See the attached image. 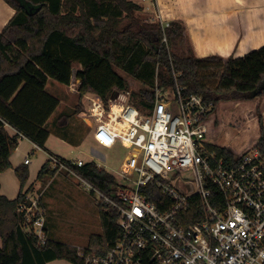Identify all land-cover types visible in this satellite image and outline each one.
<instances>
[{"label":"trees","instance_id":"trees-1","mask_svg":"<svg viewBox=\"0 0 264 264\" xmlns=\"http://www.w3.org/2000/svg\"><path fill=\"white\" fill-rule=\"evenodd\" d=\"M4 1L16 13L0 33V173L12 168L10 159L21 136L44 149L50 136L46 124L60 105L46 92L48 81L51 78L69 86L74 63L82 65L75 74L80 81L81 100L85 94H96L106 106L110 99L129 89L118 69L148 86L141 91L142 99L136 106L140 110L153 107L156 84L175 88L179 83L185 97L201 95L205 101H214L216 107L221 102L264 98V46L227 60L219 56L197 58L190 48L185 55L180 53L186 42L181 22H171L166 29L168 46L162 44V26L148 21L144 6L133 0ZM81 100L74 115L83 109ZM72 117H59L58 127L66 128ZM6 124L17 133L9 135ZM259 139L264 140V135ZM208 147L220 156L237 155L212 144ZM60 159L67 167L62 172L83 178L107 194L114 193L117 178L95 162L79 167L68 159ZM59 171L50 168L47 161L37 181L44 187ZM15 174L21 187L18 196L10 200L0 192V264H48L54 260L84 264L77 247L51 238L46 225L45 245L35 233L25 229L19 208L22 204L31 205L28 197L33 187L24 190L30 177L28 165L18 166ZM142 192L159 207L168 200L156 187ZM210 200L218 208L224 202L215 188ZM97 204L101 233L92 235L88 246L103 253L120 235L119 215ZM39 205L46 213L41 199ZM186 215L187 224L203 218L199 198L192 199Z\"/></svg>","mask_w":264,"mask_h":264},{"label":"built area","instance_id":"built-area-1","mask_svg":"<svg viewBox=\"0 0 264 264\" xmlns=\"http://www.w3.org/2000/svg\"><path fill=\"white\" fill-rule=\"evenodd\" d=\"M146 1L155 5V0L141 4ZM156 14L164 32L162 44L168 46L171 23ZM79 84L70 83V92L79 93ZM154 91L153 107L145 111L128 101L130 92L110 99L109 106L99 95L83 96L81 118L95 146H121L127 152L113 174L118 181L113 194L74 175L99 203L119 215L120 235L110 248L101 253L77 247L80 258L84 264H264V140L233 157L220 156L208 147L214 101L197 94L185 97L179 83L175 88L156 84ZM48 161L52 169H67L54 155ZM70 161L79 167L87 163ZM148 187L159 188L168 200L161 207L150 202L142 192ZM214 188L224 198L219 208L210 200ZM195 197L203 218L187 224ZM28 198L31 205L19 208L23 225L45 245L40 196Z\"/></svg>","mask_w":264,"mask_h":264},{"label":"rangeland","instance_id":"rangeland-1","mask_svg":"<svg viewBox=\"0 0 264 264\" xmlns=\"http://www.w3.org/2000/svg\"><path fill=\"white\" fill-rule=\"evenodd\" d=\"M143 14L147 16L148 21L156 22L157 14H154L152 9L145 10ZM188 48H190L189 44L186 43L182 46L180 53L185 55ZM81 69L82 65L74 63L72 84L79 83L75 74ZM117 72L129 83L128 101L137 106L142 99L141 91L148 86L129 77L122 70L118 69ZM46 92L58 99L60 105L46 124V129L51 136L45 149L62 159L93 161L106 171L115 174L127 151L121 146L114 149L95 146L90 137L91 130L81 118L85 105L79 93L70 92L69 86L51 78ZM80 100L83 109L79 114L74 115ZM142 110L145 111V109ZM65 114H72L73 117L67 127L62 129L58 127L57 119ZM57 134L64 141L57 139ZM262 135H264L263 97L248 101L221 102L211 115L208 140L210 144L217 147L241 154L253 146ZM32 190L30 197L36 199L40 196V199L45 202V215L49 222L51 238L71 246L84 247L89 245L92 235L101 233L97 198L82 187L76 176L60 170L44 187L41 182H38Z\"/></svg>","mask_w":264,"mask_h":264},{"label":"crops","instance_id":"crops-1","mask_svg":"<svg viewBox=\"0 0 264 264\" xmlns=\"http://www.w3.org/2000/svg\"><path fill=\"white\" fill-rule=\"evenodd\" d=\"M133 1L139 4L142 2ZM141 5L152 9L154 14L158 12L165 21L181 22L186 36L183 45L188 43L197 58L219 56L227 60L230 57H243L264 46V0H155L154 6L148 1ZM15 13L4 0H0V33ZM5 129L11 136L17 133L9 125H6ZM90 132L93 139L92 131ZM56 138L64 141L58 134ZM50 154L52 153L45 147L41 149L29 139L20 138L18 147L10 159L12 168L0 173L1 194L10 200L18 196L21 187L15 169L25 164L27 159L30 160V177L24 190L35 186L39 182L37 175ZM32 193L33 190L30 194ZM48 223L46 217L45 225L50 232ZM48 264L71 263L54 260Z\"/></svg>","mask_w":264,"mask_h":264}]
</instances>
